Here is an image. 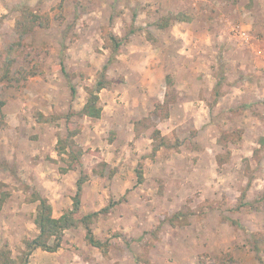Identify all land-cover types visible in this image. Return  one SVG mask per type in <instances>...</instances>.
Instances as JSON below:
<instances>
[{
	"label": "rangeland",
	"instance_id": "rangeland-1",
	"mask_svg": "<svg viewBox=\"0 0 264 264\" xmlns=\"http://www.w3.org/2000/svg\"><path fill=\"white\" fill-rule=\"evenodd\" d=\"M21 6L50 21L28 35L14 77L0 85L6 101L0 113V248L20 257L25 238L39 233L32 200L40 192L50 201L44 191L61 183V167L75 161L69 147L59 154V137L78 130L73 142L84 154L65 183L74 189L72 201L83 173L84 185L109 188L103 207L109 209L92 226L96 238L109 242L107 264H264V0H0V63L17 39ZM157 22L193 23L207 38L188 53ZM234 24L250 28L253 46L232 38ZM105 28L124 39L106 72L108 85L97 92L105 112L144 107L145 90L134 92L133 84L148 67L142 55L162 58L165 88L156 90L164 97H154L149 112L137 111L135 137L148 134L153 145L167 144L163 158L159 150L141 153L134 139L113 148L122 133L79 114L112 54ZM203 62L214 84L204 98L209 109L171 110L199 89L194 83L183 92L173 75L180 71V81ZM89 125L92 133L82 143ZM122 150L124 168L105 160ZM44 167L50 168L42 175ZM86 234L83 225L66 230L62 243L68 250L81 248L80 242L92 246ZM30 258L27 264H35Z\"/></svg>",
	"mask_w": 264,
	"mask_h": 264
},
{
	"label": "crops",
	"instance_id": "crops-1",
	"mask_svg": "<svg viewBox=\"0 0 264 264\" xmlns=\"http://www.w3.org/2000/svg\"><path fill=\"white\" fill-rule=\"evenodd\" d=\"M192 19V18H191ZM189 22H191V20H188ZM167 28H169L168 30L169 35L171 36L170 38H174L176 37L178 40H180V46L185 47L184 50L186 51V49L188 48L189 50H187L188 53H190L194 48H198L203 46V44H200L199 42H203L204 39H206L207 37L203 36L201 38L200 33L196 31V26L193 23H189L188 22H184V25L181 26L180 25H172V27H165L161 30H166ZM156 36H158L156 34ZM169 38V36H168ZM182 39L184 41H182ZM162 41V40H161ZM209 41V40H208ZM157 44V43H156ZM163 43L161 42V45ZM157 48V47H156ZM157 50V49H156ZM157 52V51H154ZM143 57V62L147 63L148 67H141V72H139L140 74H137V82L133 83L134 86H136V88H134V92H139L140 90L144 89L145 91V106L142 107L140 106V108H135L136 106H126L125 107V113L123 112L122 114L117 113L114 108L111 109L110 112H105V109L102 110V117L96 120H99L101 122H105L107 127H111L113 130H115L117 133H122V137H119V139H115V141L111 142L110 145H113V148H118V149H124V143L125 140H133V143H137L138 147L137 150H139L141 153H150L153 150V138L151 137V135H144L141 134L139 137H135L136 135V114L138 111V115L141 116L143 114L144 111H148V108L151 109L152 108V99H154V97L156 99H158L157 101H159V99L161 100L162 97H164V93L159 94L156 90V88L158 86H163V88H165L164 84H165V71H164V63L162 62V58L161 56H158L157 53H154V55H142ZM152 64V65H151ZM203 68L200 67L199 69H197V71H199L198 73H189V75L187 74L185 77H182V80H178L179 78L181 79V77L179 75H181L179 72H176L175 75H173L175 77V80L177 82V87L181 88L180 90H182L183 92H188L189 90H193L194 87V83H197L196 85L198 86L199 89L194 90L192 92V96L189 97V100H187L185 103L183 104H172L173 106L170 108L171 110L181 107L183 110L184 109H195L192 107L193 104H196L197 107L195 109L199 110L200 112H205L207 111V109H209V105L207 106V103H205L204 98H207L210 94V82H211V72L208 66V62L207 65L202 64ZM146 71V72H145ZM153 73L157 74L155 77H153ZM179 73V74H178ZM153 78H158L157 79V84H155L154 79ZM193 82L191 79H193ZM139 80V81H138ZM133 81V79H132ZM216 86V85H215ZM214 87V84L213 86ZM211 87V89H212ZM162 88V87H161ZM160 88V89H161ZM184 88V90H183ZM159 89V90H160ZM156 90V91H155ZM182 93V92H181ZM198 94H202L204 96L199 97ZM160 97V98H159ZM186 105V108L184 107ZM114 107V106H113ZM139 107V106H138ZM139 109V110H138ZM179 109V108H178ZM182 111V110H181ZM149 112V111H148ZM173 117H170L169 120L172 121ZM87 118L90 123L92 124V121L94 119L89 118V117H85ZM176 119H178L177 117H174ZM93 128L89 125L88 127H84L83 131L85 132V135L82 139V143H85V139L86 136H88L89 134L92 133ZM43 146L42 148L44 149V147L46 148V146L44 145L45 143L43 141H41ZM86 144L91 145L92 141L86 142ZM121 146V147H119ZM165 147H161L160 149H158L159 151V155L161 153V158H163L166 154L164 153V149ZM103 156H107L106 153H102ZM119 155L124 156V152L119 151V152H110V156L105 158V160L108 163H114V165H118L119 169H122V167L124 168V166L121 164L120 165V161H119ZM52 156L54 158H56L57 156L52 152ZM161 163V162H160ZM120 165V166H119ZM50 167H44L41 168L42 170L40 171L42 175H44L43 171L46 169H49ZM88 171V170H87ZM74 172V171H73ZM90 172V171H88ZM118 173H121L118 171ZM63 175L61 177V183H54L53 186L50 184H46L47 186H51V192L44 191L46 192L45 194H47V196L50 197V201L53 205V214L55 217H59L61 216L66 210L71 209L72 208V203L73 201L70 198V195H68V193L71 192V194L73 193V188H70V184H66L65 180L66 178H64V176H68L69 173H64L61 174ZM47 176V175H46ZM45 176V178H46ZM44 187V186H43ZM42 188V187H41ZM44 189V188H43ZM130 187L129 185L125 187V190H129ZM108 191L109 188L105 187V185H101L100 183H89L87 182L84 186H83V191H82V212L84 213H92V212H96L101 210L104 207V198L105 196H108ZM51 193V194H50ZM25 206L26 204H21L18 205L16 204V206ZM28 205V204H27ZM30 206V205H29ZM103 220V219H102ZM107 221V220H106ZM112 220H110L111 222ZM38 233V230H37ZM36 234H34L35 236ZM65 242L67 243V240L65 239ZM81 248H77V249H73V250H68L65 246H64V242L62 243V246L57 250V251H45L42 249H36L33 251L32 255H31V262L32 259L35 262V264H107L105 254H103L99 248L94 247V246H90L87 244H82V242L79 243ZM64 246V247H63ZM110 256V254H109ZM42 258H46L49 260V262H44L42 260ZM105 258V259H104ZM111 262V260H110ZM109 262V263H110Z\"/></svg>",
	"mask_w": 264,
	"mask_h": 264
},
{
	"label": "trees",
	"instance_id": "trees-1",
	"mask_svg": "<svg viewBox=\"0 0 264 264\" xmlns=\"http://www.w3.org/2000/svg\"><path fill=\"white\" fill-rule=\"evenodd\" d=\"M20 15L16 20L15 31L17 39L8 44L7 48L4 51L2 62L0 63V85H5L6 82L12 80L13 66L18 61L21 50L23 49L28 35L35 32L39 28H44L49 25L50 18L49 16H42L40 13L36 12L35 9H32L28 6H21ZM156 27L163 29L167 27V23L162 24L157 22ZM104 38L107 41V47L111 49V56L109 57L107 64L104 66L101 78L96 82V85L93 89H89V96L87 102L82 106V110L79 112L81 116H88L90 118H100L102 115L103 107L99 105V96L97 92L103 87L107 86L109 80L107 79V70L109 65L112 62V57L119 54L121 46L123 44L122 36H119L113 32L111 28H105ZM21 77H26L25 74H21ZM6 81V82H5ZM170 82V81H168ZM6 104L5 99L0 96V113L3 111L4 105ZM160 105L158 102L156 103ZM161 106V105H160ZM78 130L71 132L67 138L62 136L59 137L57 149L59 154L63 151L68 150L69 147V156L71 159L75 160L71 165L66 168L61 167L63 173L69 172L70 170L76 169L78 161L84 154L83 149H76L75 142H73L74 137L78 134ZM160 134L158 131L156 135ZM264 144V139L262 140ZM167 144L159 143L153 145V150L157 151L161 147L166 146ZM138 179L143 178L142 172L139 170ZM88 175L83 173L79 176L77 180V191L73 197V206L71 209L66 210L61 216L55 217L53 214V205L47 197H43L40 192L35 194V198L32 200L37 202L36 214L34 217V224L36 225L39 233L33 237L25 238V248L21 253L20 257H13L11 250H3L0 248V264H27L29 257L32 255L33 251L36 249H42L45 251H57L62 246V241L65 235V231L73 228H77L80 225H83L87 231L86 238L94 247L100 248L103 254H107L109 250V242L102 241L95 237L93 233V223L96 218L101 214L100 212L107 211L109 207L103 208L101 211H96L92 213L82 212V191L83 185L87 181ZM142 180V179H141Z\"/></svg>",
	"mask_w": 264,
	"mask_h": 264
},
{
	"label": "built area",
	"instance_id": "built-area-1",
	"mask_svg": "<svg viewBox=\"0 0 264 264\" xmlns=\"http://www.w3.org/2000/svg\"><path fill=\"white\" fill-rule=\"evenodd\" d=\"M231 34L232 38L237 40L240 44L253 46L251 41L253 36L250 34V28L234 24L231 28Z\"/></svg>",
	"mask_w": 264,
	"mask_h": 264
}]
</instances>
